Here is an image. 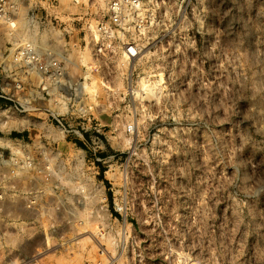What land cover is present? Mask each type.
<instances>
[{"label": "rangeland", "instance_id": "rangeland-1", "mask_svg": "<svg viewBox=\"0 0 264 264\" xmlns=\"http://www.w3.org/2000/svg\"><path fill=\"white\" fill-rule=\"evenodd\" d=\"M138 2L29 0L62 54L0 65V264H248L264 28L243 0Z\"/></svg>", "mask_w": 264, "mask_h": 264}, {"label": "built area", "instance_id": "built-area-1", "mask_svg": "<svg viewBox=\"0 0 264 264\" xmlns=\"http://www.w3.org/2000/svg\"><path fill=\"white\" fill-rule=\"evenodd\" d=\"M59 1L51 0L53 3ZM101 1L120 9L122 14H119V19L125 17L129 8L127 5L135 10L139 4L138 0ZM59 34L58 29L39 17L36 7L30 6L29 0H0V65L6 73H10L12 68H15L14 71L20 69L31 79H39L49 71L58 74L62 54ZM2 50L7 53L3 54ZM128 51L135 55L136 47L135 51H131L129 46Z\"/></svg>", "mask_w": 264, "mask_h": 264}, {"label": "clouds", "instance_id": "clouds-1", "mask_svg": "<svg viewBox=\"0 0 264 264\" xmlns=\"http://www.w3.org/2000/svg\"><path fill=\"white\" fill-rule=\"evenodd\" d=\"M238 15L250 29L256 28L257 25L264 28V0H243V7L238 11ZM260 71L264 74V62H261ZM71 123L75 124L76 122L71 120ZM239 123V121L236 122V126H239ZM247 194H250L249 190H245V195ZM256 215L260 217V221L252 230L256 233L257 243H254L250 250L248 264H264V210H257ZM17 254L22 255L23 251L21 250ZM11 264H15V256L12 257Z\"/></svg>", "mask_w": 264, "mask_h": 264}, {"label": "bare ground", "instance_id": "bare-ground-1", "mask_svg": "<svg viewBox=\"0 0 264 264\" xmlns=\"http://www.w3.org/2000/svg\"><path fill=\"white\" fill-rule=\"evenodd\" d=\"M86 50H87V49H86ZM130 50H131V51H135V47L130 46ZM89 54H90V53H89ZM89 54L86 53V55H89ZM91 54H92V53H91ZM125 54H126V53H125ZM89 56L92 57L91 55H89ZM89 56H87V57H89ZM85 58H86V57H85ZM87 59H89V58H87ZM90 59H91V58H90ZM92 59H93V58H92ZM88 74H90V73H88ZM86 76H87V75H86ZM94 81H95V80H94ZM144 81H145V80H144ZM146 81H147V80H146ZM144 84H145V86H146V85H150V84H147V83H144ZM144 84H143V86H144ZM87 85H88V84H87ZM145 86H144V87H145ZM89 87H90V86H89ZM147 87H148V86H147ZM84 88H85V87H84ZM150 89H151V88H150ZM89 90H90V89H89ZM92 90H93V89H92ZM151 90H152V89H151ZM26 118H27V117H26ZM0 119H1V118H0ZM5 120H6V119H5ZM13 121H14V120H13ZM24 121H25V120H24ZM9 126H10V125H9ZM2 146H3V145H2Z\"/></svg>", "mask_w": 264, "mask_h": 264}]
</instances>
